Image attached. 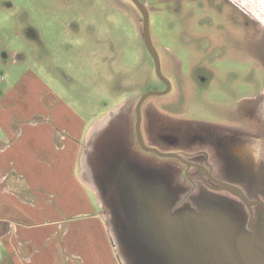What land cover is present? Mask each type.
<instances>
[{
  "label": "rangeland",
  "instance_id": "rangeland-1",
  "mask_svg": "<svg viewBox=\"0 0 264 264\" xmlns=\"http://www.w3.org/2000/svg\"><path fill=\"white\" fill-rule=\"evenodd\" d=\"M116 1L124 9L112 7ZM116 1L0 0V91L13 84L29 106L31 102L32 106L38 103L55 107L60 99L88 123L105 114L111 122L116 121L118 130L134 128L131 118L141 93L163 91L166 85L157 77L154 61L143 44V15L131 1ZM142 1L151 13L152 39L161 58L163 76L171 82L167 94L151 95L146 100L155 133L153 137L146 134L147 144L162 152L178 151L189 162L203 158L214 176L249 185L252 192H245L247 197L264 203V190L258 185L264 188V137H258L264 134L260 109L264 93L255 101L264 85V0H226L249 19V26L222 1ZM208 14L215 18L209 26L210 36L199 26ZM1 53L7 57L2 59ZM25 77L42 78L46 88L32 85L29 95L28 84L16 85ZM237 140L249 147V168L253 171L257 167L256 177L244 173L240 169L243 163L233 157L231 147ZM104 147L101 162L106 166L116 147ZM84 148L85 152V145ZM233 150L237 151V147ZM142 153L144 161L139 162L138 169L126 168L130 174L134 172L126 175L130 183L128 179L124 180L125 186L119 183L109 203L103 190L98 191L104 222L117 231L116 236L125 237L120 228L125 221L127 230L131 229L126 243L135 258L134 246H141L140 239L150 247V264H217V254L203 249L222 240L221 244L228 242L221 245L222 264L235 258L240 264L247 260L249 264H264V252L252 246L250 234L249 240L231 235L239 226L236 217L228 213L220 216L217 202L205 196V188L192 173L188 175L175 159ZM167 165L177 167L169 171ZM190 189L196 209L206 214L200 224H192L188 215L172 220L171 213L152 214L153 203L162 207L167 194L172 200L180 199ZM152 192L156 194L149 197ZM234 203V214L241 209L245 214L244 208ZM220 206L226 211L231 208ZM183 221L187 222L185 226ZM211 226L220 229L225 239L213 233ZM135 235L139 237L136 242ZM202 242L206 244L202 246ZM4 254L0 246V263Z\"/></svg>",
  "mask_w": 264,
  "mask_h": 264
},
{
  "label": "crops",
  "instance_id": "crops-1",
  "mask_svg": "<svg viewBox=\"0 0 264 264\" xmlns=\"http://www.w3.org/2000/svg\"><path fill=\"white\" fill-rule=\"evenodd\" d=\"M22 84L29 95L32 85L46 88L33 77L16 82ZM21 98L13 84L0 91V264H150L148 244L138 240L135 258L126 239L104 222L99 204L100 186L117 185L119 170L144 161L132 126L120 134L108 115L88 123L60 99L46 107ZM104 144L116 147L106 166ZM248 162L240 169L256 177L257 167L252 171Z\"/></svg>",
  "mask_w": 264,
  "mask_h": 264
},
{
  "label": "flooded vegetation",
  "instance_id": "flooded-vegetation-1",
  "mask_svg": "<svg viewBox=\"0 0 264 264\" xmlns=\"http://www.w3.org/2000/svg\"><path fill=\"white\" fill-rule=\"evenodd\" d=\"M129 1H131L134 4V6L136 7V9L138 10V12L143 15V21H144V37L142 38V40H143V44H144V46H145L148 54L151 56V58L154 61L153 69L155 70L157 77L161 81H163L165 83L166 89H167V82H168V84L170 86V90H171V82L167 79V77L164 76L165 79H166V81H167L166 82L165 80L161 79L158 76L157 71H156V65H155L154 57L150 53V51H149V49L147 47L146 38H145V23H146L145 15H144L143 11L141 10V8L136 4V2L134 0H129ZM139 1L145 6V9H146V11L148 13V16H149V30H150L151 40H152L153 46H154L157 54L159 55V53L157 51V48L155 47L154 42H153V39H152L151 26H150L151 25V13H150V11L148 9L147 3L145 1H142V0H139ZM207 1L210 2V3L211 2L217 3L218 1H222L224 3L229 4V6L231 7V9H233L234 11H236L237 13H239V15L241 16L240 18H242V20H245L247 22V25L249 26V19H247L246 17H244L242 15V13H240L239 10L236 7H234L233 5H231L230 3H228L226 0H207ZM115 4H116V6L112 5V7L119 8V9L121 7V8L124 9V7H122L119 2L116 1ZM183 7H185V4L183 5ZM213 15H215V14H213ZM207 20L201 21L200 22L201 24H199V26H200V29L201 30L203 29L204 34H206L207 36H210L211 35V32L208 31L209 28H210L209 26L212 25V22L214 23L215 18L212 19V17L208 14L207 15ZM257 40L261 43V40L259 38H257ZM261 47H262V43H261ZM1 57H2V59H5V57H7V55L4 54V53H1ZM20 58H23V56L21 55ZM159 58H160V56H159ZM263 59H264V50H263V47H262L261 60H263ZM160 61H161V58H160ZM14 62H17V61H14ZM256 62H259V60L256 61ZM257 64L258 63H256V65ZM161 69H162V64H161ZM162 73H163V69H162ZM40 80L42 82H44L42 78H40ZM263 93H264V85H263V88L260 90L259 94L255 97V101L256 102L259 100V97ZM144 94H146V93H144ZM144 94L141 93V96L138 98L137 103H136L135 108H134L133 118H131V120H132V122L134 124L133 133H134V136H135V139H136V144H137L139 150L141 152H144V153H147V152L154 153L155 155L159 156L160 158H164V159L171 158V159H175L176 161H178V163L182 166V169L183 170H186V169L188 170L187 171L188 172V175H189V173H192V175L194 176V178L197 179V180H199L200 185L203 186V188H205L204 189L205 196H208L211 200H214L215 199L214 201L217 202L215 206L216 207L217 206L220 207V209H219L220 213L218 212V210H216V212H218L220 214V216L222 215V213H228L229 215L230 214H233V217H236V220L235 221L237 223H239V226L235 228V232H231V235H235L236 236L235 239H239V240H242L244 238V236H246V237H248L247 240H249V234H250V236L252 237V246H257V248H259L262 252H264V233H263V229H264V214H262V212L264 211V205L257 203V204H255V205L252 206V209L251 210L253 212V222H252L253 231H251L250 228H249L250 214H251V210L249 209V206L240 197H238L237 195L233 194L232 192H229L227 190L220 189L221 186L218 184V182H223V183L230 184L232 186L237 187L238 189H240L242 191V193L245 195V197L248 200H249V198L247 197L246 193L247 192H249V193L252 192V189L249 188V185H247V184L246 185H244V184H238V183L233 182V181H225V180H222V179L217 178L216 176H214V174H213V172L211 170L212 168H208L205 165V163H206L205 160L202 162L203 158L200 161L197 160L196 163H193V162H189V161L185 160L179 154L178 151H173L172 150L170 152H163V153H174V154H177L179 156V158L178 157H163V156H160V155H158L157 153H155L153 151H146V150H144L140 146V144L138 143L137 132H136V122H137L136 108H137V105H138L139 100L141 99V97ZM149 97L150 96H148L143 101V103L141 105V117H142L141 118V130H142V134H143L144 141H145V143H146L147 146H149V144H147V141H146V138H145L146 134H147V136H152V137L155 136V133H154V122L152 123L151 109H150V107L148 105L149 103L148 104L146 103L147 102L146 100ZM263 101H264V98L262 100V104H263ZM153 106L157 109V107L155 105H153ZM260 109H261L262 116H263V121H264V105H263V109L261 107H260ZM116 129H117V127H116ZM113 130H115L114 127H113ZM119 133L120 134L121 133H124V131L123 130H119ZM258 137L263 138L264 137V134L263 135L261 134ZM240 141H242V140H237L235 142V144L232 145V147H231V150H232L231 153L234 154L233 157L235 158V160L238 159L239 161H241L242 163H244L245 161H249V147L248 148H245L244 146H242V142H246V144H249V140L243 139L242 142H240ZM164 143L168 147V144H167V142H165V140H164ZM149 147H151V146H149ZM174 147H176V146H174ZM233 147H237V149H243V150H245L247 152L245 153V155L242 156V155L239 154L238 150L237 151L236 150L234 151L233 150ZM167 166H168L167 168L169 169V171H171V170L174 171L175 168L177 167V166L175 167L173 165H167ZM170 168H171V170H170ZM103 172L104 173H108V170H104ZM118 173H119L118 174V180H115V181H119L121 183V185L119 183L117 185L115 183L113 184L112 181H106L105 186L103 185V186H100L99 187L100 190H103L102 193H103L104 198L107 199V203L110 202V197H112L111 195L115 194V191L117 189H119V188L116 189V186H119V185L120 186H125V181L127 182V179H128V182L130 183L129 176L134 175V172L132 174H130L128 169L119 170ZM121 174H123V176ZM126 175H129V176L126 177ZM194 178H191V179H194ZM134 182H135V180H134ZM170 182L172 184H174L173 178H171V181ZM145 186L146 187H149V185H145ZM105 187L108 188V191H106ZM155 187L156 186L154 185L153 188H155ZM159 188L160 187L157 186V189H159ZM259 188H262V187H259ZM262 189L264 190V188H262ZM182 191L183 190L181 189L180 192H182ZM192 193L193 192L190 189L187 192H184L183 195L180 197V199L176 197L173 200L170 199V197H168V194H167L166 195L167 199L164 200L165 201V205L163 206V203L160 204L163 208L160 207V206H157L156 207L155 206L156 204L153 203L154 204L153 205V209H151L153 211L152 214L153 215H158V216H165V215L166 216H169V214L171 213V216H169V217L172 220L175 217H178L179 215H188L187 216L188 219H189V217L193 219L192 224H194V223L197 224L198 222L200 224L201 218H203V216H205L206 214H205V211H203V210L198 211L196 209V206H195L194 201L191 200ZM154 194H156V193L155 192H152V195H149V197H153ZM134 197H135V195H134ZM157 198H158V196H157ZM157 198H156V201L158 202V199ZM233 200H235V201H233ZM234 202H238L239 205H241L242 208H244L245 214L242 212L243 211L242 209H241L242 211L241 210H237L236 213L234 214V211L232 210V209H234V205H233V204H235ZM220 204L225 205V206H229L231 208L227 209V211L226 210H222ZM210 211L213 213V215H215L214 210H210ZM228 211H230V212H228ZM113 212L115 214V211L114 210H113ZM209 212H208V214H209ZM164 213H166V214H164ZM185 223H187V222L186 221H183V224H184L183 226H185ZM126 224L127 223L125 221V224H123V225L121 224V227L120 228H123V231L126 234V235L124 234L125 237H123V235H121V236L123 238H125L126 241L128 242V238H126V237L127 236H131V231H130L131 229H128L127 230V227H129V226H126ZM188 227H190V226H188ZM210 229L213 231V233L215 232L217 235L218 234H221L218 237L224 238V236L222 235V233H219V230L220 229H218L216 226H211ZM188 231L191 234H193L194 237H195V233H193L189 229H188ZM204 232H206V231H204ZM255 237L257 239H255ZM221 242H222V240L219 241V244L218 245H217V243H214V242L213 243H209L207 246H205L208 250L207 249H203V250L205 252H213V255H214V253H215V255L216 254L218 255L222 251L221 245L222 244H228V242L222 243V244H221ZM204 244H206V243L205 242L204 243L202 242V246H204ZM236 249L238 250V248H236ZM249 250L251 252V249H249V246H248L247 249H246V251L249 252ZM220 257H222V253H221V256ZM217 258L221 260V258H219L218 256H217ZM228 264H240V263H239V261H237V258H235V259H232V260L228 261ZM245 264H249V260H247V262Z\"/></svg>",
  "mask_w": 264,
  "mask_h": 264
},
{
  "label": "water",
  "instance_id": "water-1",
  "mask_svg": "<svg viewBox=\"0 0 264 264\" xmlns=\"http://www.w3.org/2000/svg\"><path fill=\"white\" fill-rule=\"evenodd\" d=\"M134 1L141 8V10L143 11V13L145 15V20H146V23H145L146 44H147V47H148L150 53L154 57L157 74H158V76L161 79L166 81V79H165V77L163 76V73H162L161 61H160L159 55L157 54V52H156V50H155V48L153 46L152 40H151V35H150V30H149V16H148V13H147V11L145 9V6L139 0H134ZM169 90H170V86H169V84L167 82V89L166 90L148 92V93L144 94L141 97V99L139 100L137 108H136V113H137V122H136L137 139H138V143L140 144V146L146 151H153V152H155L158 155L163 156V157H178L179 158V156L177 154H174V153H163V152L159 151L158 149L151 148V147L147 146L145 141H144L142 130H141V118H142L141 117V105H142L143 101L148 96L166 94V93L169 92ZM218 184L221 186L220 189L227 190V191L232 192L233 194L237 195L238 197H240L249 206L250 210L252 209L253 205L257 204L256 202L251 201L250 199L248 200L245 197V195L242 193V191L240 189H238L237 187L232 186L230 184L223 183V182H218ZM261 204L264 205V203H261ZM252 222H253V212L251 210L250 222H249V228H250L251 231H253ZM255 239H257V238L255 237ZM250 254H251V252L249 251V255ZM250 263L252 264V262H250Z\"/></svg>",
  "mask_w": 264,
  "mask_h": 264
}]
</instances>
